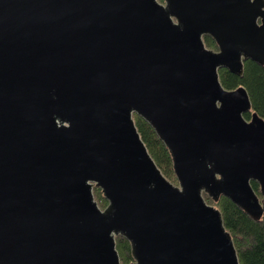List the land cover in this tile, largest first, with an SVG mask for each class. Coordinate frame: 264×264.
<instances>
[{
	"label": "water",
	"instance_id": "95a60500",
	"mask_svg": "<svg viewBox=\"0 0 264 264\" xmlns=\"http://www.w3.org/2000/svg\"><path fill=\"white\" fill-rule=\"evenodd\" d=\"M245 61L264 0H0V264H122L118 237L131 264H240L204 194L264 213V119L219 75Z\"/></svg>",
	"mask_w": 264,
	"mask_h": 264
},
{
	"label": "trees",
	"instance_id": "16d2710c",
	"mask_svg": "<svg viewBox=\"0 0 264 264\" xmlns=\"http://www.w3.org/2000/svg\"><path fill=\"white\" fill-rule=\"evenodd\" d=\"M163 3V0H159ZM208 49L217 50L218 45L210 36L203 38ZM244 77L231 74L228 70H219L220 81L226 90H236L244 86L252 102V112H256L264 119V65L252 61L243 63ZM135 123L141 138L148 151L162 171L163 175L173 184L178 185L174 170V160L170 149L160 140L155 130L141 117L134 115ZM245 119L251 120V113L245 115ZM256 196L262 201L260 185L251 183ZM94 197L101 209L107 208L109 202L99 188L93 190ZM209 205L217 208L223 218L224 226L231 235L240 264H264V213L256 215L248 212L243 205L234 202L221 195L217 201L204 194ZM117 250L122 264H131V243L123 237L116 238Z\"/></svg>",
	"mask_w": 264,
	"mask_h": 264
},
{
	"label": "flooded vegetation",
	"instance_id": "af4514ba",
	"mask_svg": "<svg viewBox=\"0 0 264 264\" xmlns=\"http://www.w3.org/2000/svg\"><path fill=\"white\" fill-rule=\"evenodd\" d=\"M214 51L218 52V51H219V48H218L217 50H214ZM105 209H106V208H105ZM105 209H102V210H105Z\"/></svg>",
	"mask_w": 264,
	"mask_h": 264
}]
</instances>
